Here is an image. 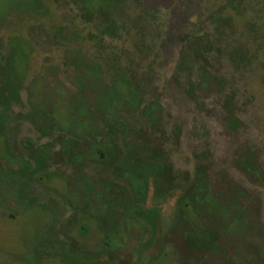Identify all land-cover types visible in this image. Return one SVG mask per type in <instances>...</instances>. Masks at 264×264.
<instances>
[{
  "label": "rangeland",
  "instance_id": "374dc122",
  "mask_svg": "<svg viewBox=\"0 0 264 264\" xmlns=\"http://www.w3.org/2000/svg\"><path fill=\"white\" fill-rule=\"evenodd\" d=\"M0 264H264V0H0Z\"/></svg>",
  "mask_w": 264,
  "mask_h": 264
}]
</instances>
